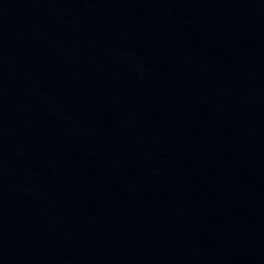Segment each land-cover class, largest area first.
<instances>
[{
	"label": "water",
	"instance_id": "obj_1",
	"mask_svg": "<svg viewBox=\"0 0 264 264\" xmlns=\"http://www.w3.org/2000/svg\"><path fill=\"white\" fill-rule=\"evenodd\" d=\"M0 264H264V0H0Z\"/></svg>",
	"mask_w": 264,
	"mask_h": 264
}]
</instances>
